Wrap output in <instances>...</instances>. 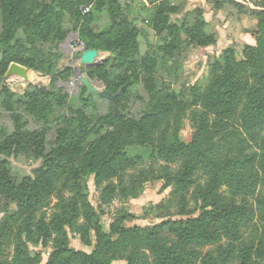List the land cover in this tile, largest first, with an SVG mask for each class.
<instances>
[{"label": "trees", "instance_id": "16d2710c", "mask_svg": "<svg viewBox=\"0 0 264 264\" xmlns=\"http://www.w3.org/2000/svg\"><path fill=\"white\" fill-rule=\"evenodd\" d=\"M93 1L0 0L4 54L0 68L16 62L56 74L62 54L54 45L67 38L63 20L68 14L88 50H113L121 59L136 52L137 31L115 1L96 2L108 5V31L97 32L95 16L82 15L81 6ZM160 1L156 29L168 30L173 37L167 52L185 42L195 47L215 44L202 14L190 13L175 25L164 15L170 0ZM254 6L250 14L256 20L251 33L255 45H246L242 54L227 49L213 57L206 75L191 87L188 104L184 97L180 100L167 90L161 92L153 78L151 101L135 115L122 106L131 96L134 77L118 82L106 76L112 80L108 93L117 96L110 99L113 109L96 122L77 112L63 116L44 177L26 176L16 185L8 172L12 155L22 162L43 159L45 132L23 131L17 115H13L15 135L9 136L0 123V191L4 195L19 199L31 213L45 207L58 180H65L62 184L70 186L73 195L57 205L49 223L41 219L24 225L21 216L16 220L0 216V264H42L44 252L31 248L32 239L44 247L51 244L47 264H264V0ZM65 71L58 75L71 72ZM6 93L10 106L28 105L35 118L49 127L53 101L66 100L46 90L35 89L24 96L9 89ZM94 95L84 89L86 106ZM131 170L135 173L128 183L126 174ZM201 171L206 172V180H201ZM69 172L73 174L66 180ZM89 178L95 180L106 205L134 196L141 184L152 180L172 187L179 201L175 207L157 206L160 223L129 227L135 219L131 214L120 212L111 220L102 206L95 212L85 194ZM112 180L117 185L109 184ZM67 228L81 235L84 245H93L92 251L70 248ZM249 229H253L252 237L246 234Z\"/></svg>", "mask_w": 264, "mask_h": 264}, {"label": "rangeland", "instance_id": "374dc122", "mask_svg": "<svg viewBox=\"0 0 264 264\" xmlns=\"http://www.w3.org/2000/svg\"><path fill=\"white\" fill-rule=\"evenodd\" d=\"M108 1V0H106ZM115 1L119 10L136 29L135 43L137 51L121 59L116 51L88 50L81 39L80 29H75L73 18L68 14L63 24L68 30L67 38L62 43L54 45L55 50L62 54V59L57 65L56 74H47L41 69H31L20 63L12 62L5 70L0 68V123L7 127L9 136L15 135L16 126L14 125L13 115H17L23 126V131H44L46 134V151L43 159L34 162H22L15 160L14 155L9 159L11 165L8 172V178L16 185L21 184L26 176L32 178L44 177L45 165L47 160L54 155V150L58 144V135L56 128L63 116H70L74 112L84 114L92 122H96L100 115H108L113 109L114 104L111 100L117 96H110L108 87L111 81L134 77V84L131 87L130 98L122 102V106L133 114L147 109L150 101V89L155 84L153 78L157 79L156 88L169 93L176 94L179 99L188 103L191 102L189 91L203 75H206L209 64L213 57L220 56L223 51L232 49L242 54L246 45H255V38L252 36V30L256 28V20L250 14L260 0H170V8L164 13L168 19H171L175 25L181 24L182 20L187 18L188 14H202L206 24V30L215 37V44L207 47H195L190 42H185L177 49L167 52L165 50L171 42L168 30L158 31L156 29L157 16L161 10L160 0H110ZM94 0L90 5L81 6L80 10L83 16H95L93 27L97 32L108 31L111 27V17L108 5H100ZM85 8H90L85 13ZM242 16H245L243 19ZM3 31V17L0 14V35ZM23 32L19 31L18 37H22ZM58 44V48H57ZM49 47H51L49 45ZM172 47V46H170ZM88 51H93L96 56L90 60L89 64L82 63L83 57ZM81 56L77 59V56ZM77 57V58H76ZM4 60V54L0 49V62ZM153 62L155 67L149 62ZM14 66L27 70L25 75H19L12 71ZM64 73V76L59 73ZM31 75V77L28 76ZM110 75L112 80L107 81L106 76ZM76 80L78 82H76ZM89 82L95 94L92 97L91 105L86 106L82 99L84 89H87L86 82ZM74 82V85L72 84ZM130 88V87H129ZM24 96L27 92L33 93L34 90L49 91L56 94L57 97H65V103L55 102L53 107L51 126H46L42 121L37 120L29 111L28 105L12 104L9 105V97L6 90ZM106 96V97H105ZM109 97V98H108ZM54 100V99H52ZM25 101V100H24ZM190 108L192 105H190ZM191 113V112H190ZM138 115V114H135ZM20 161V162H19ZM60 167V166H59ZM135 171L131 170L126 174V180L130 183L129 177ZM73 174L69 172L65 175L66 180ZM201 180H206V172L201 171ZM65 180L54 182L53 193L48 199L45 207L39 211H25L17 198L7 197L3 191H0V216L10 217L14 220L21 216V222L25 224H34L44 219L50 222L57 211V205L63 201H69L73 196L70 186H64ZM109 184L117 185L116 180ZM52 189L51 186H45ZM191 192L193 189L191 188ZM87 202L93 207L95 212L99 213L102 206L105 217L114 219L120 212L131 214L135 217L128 223L129 227L150 226L160 223L157 206L175 207L179 201V195L174 194L172 187L165 188L162 180H152L139 186L135 195L128 199L115 200L110 205L102 202L100 189L96 186L93 178H89L87 183ZM252 203L253 200H250ZM163 214V213H161ZM83 223V221H81ZM17 229V228H16ZM253 229L246 231V234L252 237ZM69 238V247L76 251L91 252L90 247L82 243V237L76 231L67 228ZM34 238H38L36 232ZM248 236V237H249ZM249 237V238H250ZM93 240V235L91 237ZM33 249H40L44 252V261L47 264L51 244L44 247L41 241H30ZM92 244V243H91ZM208 251V249H207Z\"/></svg>", "mask_w": 264, "mask_h": 264}, {"label": "water", "instance_id": "95a60500", "mask_svg": "<svg viewBox=\"0 0 264 264\" xmlns=\"http://www.w3.org/2000/svg\"><path fill=\"white\" fill-rule=\"evenodd\" d=\"M58 44H57V48H58ZM96 56V53L93 51H88L87 54L83 57L82 59V63H87L89 64L90 60H92L94 57ZM78 57V58H77ZM76 58L79 59L81 56H77ZM12 71L15 72L16 74L19 75H25L27 73V70L18 66H14L12 68ZM86 86L88 88V91L90 92H94L95 90L93 89V87L91 86V84L87 81L86 82Z\"/></svg>", "mask_w": 264, "mask_h": 264}, {"label": "built area", "instance_id": "2783aa9c", "mask_svg": "<svg viewBox=\"0 0 264 264\" xmlns=\"http://www.w3.org/2000/svg\"><path fill=\"white\" fill-rule=\"evenodd\" d=\"M84 11H85V13H88L90 11V8H85ZM76 82H78V81L76 80ZM72 84L74 85V82Z\"/></svg>", "mask_w": 264, "mask_h": 264}, {"label": "bare ground", "instance_id": "6f19581e", "mask_svg": "<svg viewBox=\"0 0 264 264\" xmlns=\"http://www.w3.org/2000/svg\"><path fill=\"white\" fill-rule=\"evenodd\" d=\"M28 76H29V77H31V75H30V74H28Z\"/></svg>", "mask_w": 264, "mask_h": 264}, {"label": "crops", "instance_id": "0c3cea01", "mask_svg": "<svg viewBox=\"0 0 264 264\" xmlns=\"http://www.w3.org/2000/svg\"><path fill=\"white\" fill-rule=\"evenodd\" d=\"M243 17V19L245 18V16H242Z\"/></svg>", "mask_w": 264, "mask_h": 264}]
</instances>
